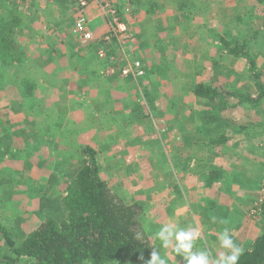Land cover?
<instances>
[{
	"label": "rangeland",
	"instance_id": "obj_1",
	"mask_svg": "<svg viewBox=\"0 0 264 264\" xmlns=\"http://www.w3.org/2000/svg\"><path fill=\"white\" fill-rule=\"evenodd\" d=\"M61 1L45 0L32 14L0 7L1 14L18 16L16 40L28 55L20 68L0 69V213L11 237L23 240L47 217L49 199H57L78 167L88 161L81 147L91 146L112 191L144 207L141 223L167 264L187 262L156 238L165 224L177 230L198 227L201 236L193 250H207L211 264L226 251L218 239L224 228L244 248L250 236L264 230V177L258 179L257 189H249L255 197L247 205L234 192L223 202L196 203L192 197L210 190L199 184L206 166L222 162L210 151L217 137L222 139L219 148H231L224 163L241 159L249 149L256 150L261 139L264 142V103L255 107L227 95V106L220 113L225 120L219 126L229 131L209 142L217 120L209 119L206 110L211 103L193 89L203 80L216 81L232 92L249 95L252 86L257 92L247 61L231 55L222 40L245 42L264 81V2L119 0V8L127 3L132 8L133 45L136 55L148 63L145 75L133 77L122 73L118 39L101 55L104 43L99 37L108 22L102 19L100 6L91 5L89 11L96 39L85 42L73 32L74 4ZM26 78L34 86L22 85ZM21 88L31 89L30 102ZM247 106L258 113L248 123ZM230 116L240 121L227 123ZM248 125L257 131L229 145L231 131ZM208 152L210 159L204 160ZM256 161L258 176L264 158ZM226 169L231 171L228 165ZM229 186L223 182L220 193ZM175 243L173 237V247ZM8 251L0 238V254Z\"/></svg>",
	"mask_w": 264,
	"mask_h": 264
},
{
	"label": "trees",
	"instance_id": "obj_2",
	"mask_svg": "<svg viewBox=\"0 0 264 264\" xmlns=\"http://www.w3.org/2000/svg\"><path fill=\"white\" fill-rule=\"evenodd\" d=\"M2 6L7 7L0 1ZM19 24L17 15L0 13V69L20 68L28 61L26 48L16 40ZM222 43L231 55L247 61L257 92L249 95L232 92L214 84L216 81L198 80L193 92L211 103L206 113L214 121L220 119L229 94L237 96L242 103L254 106L264 103V81L250 49L243 41L231 44L223 37ZM33 82L26 78L22 85L34 86ZM21 89L22 96L30 102L31 89L28 92ZM221 142L220 137L212 143L216 161L224 160L226 151L218 146ZM81 148L82 156L88 157V161L78 167L57 199H49L51 207L47 217L28 231L23 240L11 237L9 226L0 213V238L9 247L8 254H0V264H146L153 248L159 251L141 223L144 207L113 192L98 163L97 151L91 146ZM217 154L221 159L216 158ZM221 170L214 172L213 177H220ZM243 249L238 264H264V230L250 238Z\"/></svg>",
	"mask_w": 264,
	"mask_h": 264
},
{
	"label": "crops",
	"instance_id": "obj_3",
	"mask_svg": "<svg viewBox=\"0 0 264 264\" xmlns=\"http://www.w3.org/2000/svg\"><path fill=\"white\" fill-rule=\"evenodd\" d=\"M93 6H95V8H98V5L96 3L92 4V9H93ZM102 19H104L103 16H102ZM73 20H74V18H73ZM95 20H97V19H95ZM143 62H144V65H145L146 71H147L148 63H146L144 60H143ZM149 69L150 68H148V72H149ZM254 90H255V88L252 86V88L249 90V92L251 94H256V92H254ZM204 101H205V99H204ZM255 107H259V106H255ZM255 107L247 106L245 108V109H248L250 111V115L246 116L247 123L256 120L255 114H258V113H257V110ZM263 111H264V109H263ZM223 119L224 118H222V115H220V119H218L216 122L217 123L216 130L212 129L209 136L207 137V138H209V142H210V138L216 137L219 134H223V133H226L227 131H229V128L224 130V128L219 126V125L223 124ZM238 121H240V119H237L234 116H231L229 118V120L227 121V123L228 122L235 123ZM242 127L244 129V126H242ZM239 129H240V127H239ZM239 129L231 131V133H230L231 137L228 140L229 145L236 143V140L239 138V136L245 135L246 133L253 135L255 133V131H257L256 127L250 128L249 125L244 129V131L243 130L238 131ZM154 135H160V134L154 133ZM157 138L160 139V137L156 136V139ZM218 138H220V137H217L216 139H218ZM261 140L259 141L260 145L255 147L256 150H254L253 148L249 149L250 152H248L246 155L242 154L240 157L241 159H238L235 161L230 160V162H225V163H224V161L227 160L228 155L231 156V148L227 147L226 150L219 148L223 151H226L225 155H223L224 160L218 164H215V166H206V173H205L206 175H205V177H202L201 178L202 180L200 179V182H199L200 187H202V189L204 186H206V187L210 188V190H207V192H205L206 194H203V191H206V190H202L201 194L199 196L197 194H195L192 197V200L195 201L196 203H198V201H202V203H204L207 200L211 201V202H213V201L217 202L218 199L220 200V202H223V201L229 199L228 196H230V192H234L235 198H238V200H240L242 203L247 205L251 201V199H253L255 197V196H253L251 198L250 194L252 193L253 190H249V189L253 186L255 187V189H257L259 186L258 185V179L260 178V180H261L264 177V172L262 171L264 169L263 167L258 168V176H257L256 170L254 169L255 166H258L257 164H255V162H257L256 158H260V159L264 158V142ZM209 142L207 140L208 148H209ZM256 145H258V144H256ZM211 148H212V143L210 144V151H211ZM210 156H211V153H209L208 156H205L204 160H206L207 158L210 159ZM216 156H217L216 157L217 159H219V158L221 159L220 155L217 154ZM233 162H235L236 165H233L232 164ZM221 165L225 166V167H222ZM227 165L231 171H229V169H226ZM262 165L264 166V163H262ZM220 169H222L220 177L214 178L213 173L220 170ZM166 177H168V176H166ZM163 179H167V178H163ZM223 182H230V186L228 187V189L227 188L222 189V190H224V193H220L219 186H221L223 184ZM158 190H156L157 193H160L161 190L160 189H158ZM255 194H256V192H255ZM203 200H204V202H203ZM231 210L235 211V214L238 213L239 216L242 214L241 211L238 209H231ZM232 211L229 210L228 212H232ZM185 213L186 212L184 210L185 216L184 217L182 216V218L186 217ZM262 231L263 230L257 231L252 236H250V238H254L258 234H260ZM250 238H248L247 240H249Z\"/></svg>",
	"mask_w": 264,
	"mask_h": 264
},
{
	"label": "built area",
	"instance_id": "obj_4",
	"mask_svg": "<svg viewBox=\"0 0 264 264\" xmlns=\"http://www.w3.org/2000/svg\"><path fill=\"white\" fill-rule=\"evenodd\" d=\"M7 6H10L18 11L32 14L40 11L41 4L45 0H0ZM69 1L73 6V32L83 41L89 42L96 39L93 31H91L90 13L91 5L97 3L102 10L104 20L107 23V30L101 34L99 38L103 39L101 45V55H103L108 45L113 39H118L119 50L124 58V64L121 66L122 73L128 76L145 75L146 69L143 60L136 55V48L133 45L132 35L129 31V15L131 6L129 3L124 7L119 8L117 2L119 0H62ZM115 55L113 54V57Z\"/></svg>",
	"mask_w": 264,
	"mask_h": 264
},
{
	"label": "clouds",
	"instance_id": "obj_5",
	"mask_svg": "<svg viewBox=\"0 0 264 264\" xmlns=\"http://www.w3.org/2000/svg\"><path fill=\"white\" fill-rule=\"evenodd\" d=\"M212 220L216 222V217H212ZM155 236L162 242L164 249H172L176 256L183 255L187 264H211V256L207 250H193L194 242L201 236V230L198 227L177 230L171 224H165L155 233ZM173 237L176 241L174 247ZM218 239L221 247L226 251L220 254L215 264H238L244 249L233 240L229 229L224 228ZM22 259H26V257ZM146 264H167V260L161 256L157 249L153 248Z\"/></svg>",
	"mask_w": 264,
	"mask_h": 264
},
{
	"label": "flooded vegetation",
	"instance_id": "obj_6",
	"mask_svg": "<svg viewBox=\"0 0 264 264\" xmlns=\"http://www.w3.org/2000/svg\"><path fill=\"white\" fill-rule=\"evenodd\" d=\"M138 56V55H137Z\"/></svg>",
	"mask_w": 264,
	"mask_h": 264
}]
</instances>
